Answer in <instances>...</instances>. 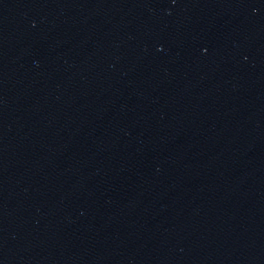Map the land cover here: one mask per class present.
<instances>
[{
	"label": "water",
	"instance_id": "1",
	"mask_svg": "<svg viewBox=\"0 0 264 264\" xmlns=\"http://www.w3.org/2000/svg\"><path fill=\"white\" fill-rule=\"evenodd\" d=\"M0 264H264V0H0Z\"/></svg>",
	"mask_w": 264,
	"mask_h": 264
}]
</instances>
